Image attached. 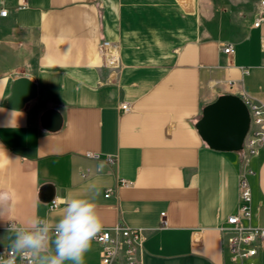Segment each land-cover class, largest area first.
I'll list each match as a JSON object with an SVG mask.
<instances>
[{
	"label": "crops",
	"instance_id": "crops-1",
	"mask_svg": "<svg viewBox=\"0 0 264 264\" xmlns=\"http://www.w3.org/2000/svg\"><path fill=\"white\" fill-rule=\"evenodd\" d=\"M257 2L0 0V193L11 197L0 205V243L10 244L9 222L55 224L67 198L98 190L103 227L144 230L142 264H231L219 226L237 209L246 166L250 223L264 225V147L245 161L210 148L195 123L221 94L264 105ZM104 40L115 48L109 58ZM22 75L37 95L14 109L7 97ZM47 109L61 116L56 130L41 125ZM44 183L56 207L40 201ZM100 253L93 239L84 264H99ZM253 264H264V245Z\"/></svg>",
	"mask_w": 264,
	"mask_h": 264
},
{
	"label": "built area",
	"instance_id": "built-area-1",
	"mask_svg": "<svg viewBox=\"0 0 264 264\" xmlns=\"http://www.w3.org/2000/svg\"><path fill=\"white\" fill-rule=\"evenodd\" d=\"M6 8H0V15H5ZM264 25V0H258L254 17L253 27ZM111 44L104 40L100 46V53L106 56ZM261 48L264 52V31L261 35ZM233 47L230 43L223 45V52L230 53ZM246 71V70H245ZM245 102L249 114V129L243 140V147L240 150L243 159L247 161L250 157L258 154L259 149L264 147V105L252 99L241 96ZM123 111L128 110L127 104H122ZM85 156L92 159H100L97 152H86ZM107 161L112 162V156H106ZM254 170L246 166L238 174V205L234 213L226 216L224 224L219 226L221 243L228 252L231 264H253L254 257L259 249L264 245V225H252L250 218L252 215V192L248 181V175ZM120 184L129 185L125 180H120ZM108 193L105 194L107 196ZM49 206L56 207L54 199L49 202ZM13 222H9V225ZM146 234L142 228L127 227L116 224L113 228L103 227L94 240L100 246L99 264H142L144 241ZM8 245H0V257H6ZM16 264H27L26 261L17 257Z\"/></svg>",
	"mask_w": 264,
	"mask_h": 264
},
{
	"label": "clouds",
	"instance_id": "clouds-1",
	"mask_svg": "<svg viewBox=\"0 0 264 264\" xmlns=\"http://www.w3.org/2000/svg\"><path fill=\"white\" fill-rule=\"evenodd\" d=\"M98 195L97 190L95 196ZM95 196L67 198L55 224L40 218L28 226L11 223L7 228L10 233L7 258L0 257V264H16L17 257L27 264H84L85 253L103 229ZM10 199L8 193H0V205L7 204ZM50 244L54 245L52 252Z\"/></svg>",
	"mask_w": 264,
	"mask_h": 264
},
{
	"label": "water",
	"instance_id": "water-1",
	"mask_svg": "<svg viewBox=\"0 0 264 264\" xmlns=\"http://www.w3.org/2000/svg\"><path fill=\"white\" fill-rule=\"evenodd\" d=\"M37 95V85L27 76L13 79L7 104L20 109ZM61 116L55 109H47L40 118L42 127L56 130L61 125ZM195 127L202 140L212 149L238 152L249 129V114L239 95L225 93L204 105ZM54 186L44 183L39 188V199L49 203L54 198Z\"/></svg>",
	"mask_w": 264,
	"mask_h": 264
},
{
	"label": "bare ground",
	"instance_id": "bare-ground-1",
	"mask_svg": "<svg viewBox=\"0 0 264 264\" xmlns=\"http://www.w3.org/2000/svg\"><path fill=\"white\" fill-rule=\"evenodd\" d=\"M108 50L109 51H108V53H106V56L109 58L110 55H108V54H111L112 52H114L115 51V48L114 47H109ZM109 62L111 63V60H109Z\"/></svg>",
	"mask_w": 264,
	"mask_h": 264
},
{
	"label": "rangeland",
	"instance_id": "rangeland-1",
	"mask_svg": "<svg viewBox=\"0 0 264 264\" xmlns=\"http://www.w3.org/2000/svg\"><path fill=\"white\" fill-rule=\"evenodd\" d=\"M5 243H6V242L4 241V242L0 243V245H5Z\"/></svg>",
	"mask_w": 264,
	"mask_h": 264
}]
</instances>
